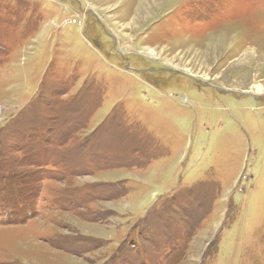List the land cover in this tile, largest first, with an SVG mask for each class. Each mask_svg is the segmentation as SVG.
<instances>
[{
  "label": "rangeland",
  "instance_id": "obj_1",
  "mask_svg": "<svg viewBox=\"0 0 264 264\" xmlns=\"http://www.w3.org/2000/svg\"><path fill=\"white\" fill-rule=\"evenodd\" d=\"M0 264H264V0H0Z\"/></svg>",
  "mask_w": 264,
  "mask_h": 264
},
{
  "label": "bare ground",
  "instance_id": "obj_2",
  "mask_svg": "<svg viewBox=\"0 0 264 264\" xmlns=\"http://www.w3.org/2000/svg\"><path fill=\"white\" fill-rule=\"evenodd\" d=\"M257 90L260 91V89L257 87Z\"/></svg>",
  "mask_w": 264,
  "mask_h": 264
}]
</instances>
